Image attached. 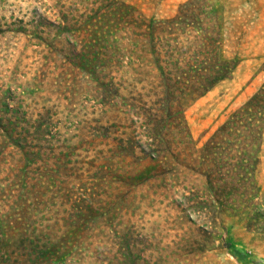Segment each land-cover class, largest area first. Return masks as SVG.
<instances>
[{
	"label": "rangeland",
	"instance_id": "1",
	"mask_svg": "<svg viewBox=\"0 0 264 264\" xmlns=\"http://www.w3.org/2000/svg\"><path fill=\"white\" fill-rule=\"evenodd\" d=\"M186 1L0 0V264H264V131L253 150H202L264 83V0L208 1L238 64L200 97L171 94L182 143L168 123L154 136L162 93L129 72L126 41L101 46L116 60L102 82L53 43L63 20Z\"/></svg>",
	"mask_w": 264,
	"mask_h": 264
},
{
	"label": "trees",
	"instance_id": "2",
	"mask_svg": "<svg viewBox=\"0 0 264 264\" xmlns=\"http://www.w3.org/2000/svg\"><path fill=\"white\" fill-rule=\"evenodd\" d=\"M208 1L187 0L181 4L176 14L162 19H149L127 5L123 9L114 8L107 11L102 18L82 21L83 26L77 31L75 28L72 30L63 20L55 24L53 43L57 48L65 41L63 52L70 45L68 54H73L74 57L65 55L64 59L70 62L79 60L81 68L90 69L91 71L86 72L96 74L97 80L102 82L106 76L102 73L108 74L112 62L116 60H111L110 58L114 57L103 52L101 46L108 42V46H113L112 49L116 50L118 42L126 41L127 52L118 56L127 58L129 72L138 77H145L139 82L153 86L162 93L160 113H156L158 118L152 121L154 125L151 130L154 136L163 144L170 133L160 130L159 123H168L171 133L174 132V137L182 143L192 137L188 126L181 124L183 111L178 109L177 101H173L171 94L187 92L200 97L219 82L229 78L238 64L223 52L219 14L213 13ZM67 36L74 37L76 42H70ZM92 52L95 53L88 54ZM106 78L108 79L107 76ZM0 126L5 134H11V129L5 121H2ZM263 131L264 83L218 129L202 150L209 153L227 149L233 142L241 150H253L262 139ZM155 152L154 157H158L159 148ZM244 178L239 180L245 181Z\"/></svg>",
	"mask_w": 264,
	"mask_h": 264
}]
</instances>
